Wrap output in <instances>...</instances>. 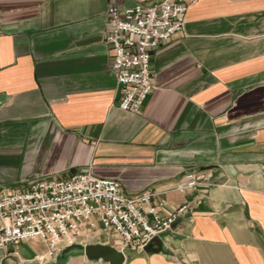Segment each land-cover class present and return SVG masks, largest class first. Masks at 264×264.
I'll return each mask as SVG.
<instances>
[{
	"label": "crops",
	"instance_id": "0c3cea01",
	"mask_svg": "<svg viewBox=\"0 0 264 264\" xmlns=\"http://www.w3.org/2000/svg\"><path fill=\"white\" fill-rule=\"evenodd\" d=\"M138 1L0 0V188L86 171L129 195L152 188L163 214L190 207L122 264H264V0H183L185 29L155 50V89L132 113L107 11ZM208 172L210 185L176 189ZM100 232L45 261L41 240L10 244L0 264H111L85 254L127 248Z\"/></svg>",
	"mask_w": 264,
	"mask_h": 264
},
{
	"label": "built area",
	"instance_id": "2783aa9c",
	"mask_svg": "<svg viewBox=\"0 0 264 264\" xmlns=\"http://www.w3.org/2000/svg\"><path fill=\"white\" fill-rule=\"evenodd\" d=\"M189 4L183 0H139L127 7L111 5L107 11L106 42L113 50L112 69L119 85L118 107L138 113L154 91L152 60L155 50L185 29ZM187 173L176 183L183 193L211 184ZM148 189L129 195L122 183L99 178L89 171L69 178L37 180L15 188H0V249L26 240H41L47 247L39 261L54 258L66 241L102 229L133 248H144L174 227L190 205L184 203L168 215L163 201Z\"/></svg>",
	"mask_w": 264,
	"mask_h": 264
},
{
	"label": "water",
	"instance_id": "95a60500",
	"mask_svg": "<svg viewBox=\"0 0 264 264\" xmlns=\"http://www.w3.org/2000/svg\"><path fill=\"white\" fill-rule=\"evenodd\" d=\"M133 249L127 247L123 251H119L117 248L110 245L103 244H91L86 246L85 254L91 260H105L111 264H122L126 255H129Z\"/></svg>",
	"mask_w": 264,
	"mask_h": 264
},
{
	"label": "rangeland",
	"instance_id": "374dc122",
	"mask_svg": "<svg viewBox=\"0 0 264 264\" xmlns=\"http://www.w3.org/2000/svg\"><path fill=\"white\" fill-rule=\"evenodd\" d=\"M99 230V229H98ZM101 230V232L100 233H103L104 235H105V237H108V238H105V240H107V241H109L110 243H112V244H118V245H120V246H127V247H131V246H129V245H126L125 244V242L122 240V239H120L117 235H115L114 233H112V232H108V231H105V230H102V229H100ZM94 231H97V230H94ZM91 232H93V231H90V232H88V233H91ZM88 233H84L83 235H81V236H78V237H76L75 239H74V241H73V243H75V241L77 240V241H79L80 239H85L84 238V236H86ZM95 235V234H94ZM97 236V235H96ZM98 236H101V234H98ZM97 236V237H98ZM96 239H98V238H96ZM67 243H70L69 241H66ZM65 242V243H66ZM64 243V244H65ZM64 246V245H63ZM126 248V247H125ZM133 248V247H132Z\"/></svg>",
	"mask_w": 264,
	"mask_h": 264
}]
</instances>
